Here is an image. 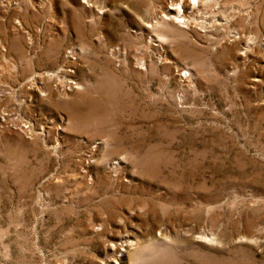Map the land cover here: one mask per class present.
<instances>
[{"label": "rangeland", "instance_id": "rangeland-1", "mask_svg": "<svg viewBox=\"0 0 264 264\" xmlns=\"http://www.w3.org/2000/svg\"><path fill=\"white\" fill-rule=\"evenodd\" d=\"M0 264H264V0H0Z\"/></svg>", "mask_w": 264, "mask_h": 264}, {"label": "bare ground", "instance_id": "bare-ground-1", "mask_svg": "<svg viewBox=\"0 0 264 264\" xmlns=\"http://www.w3.org/2000/svg\"><path fill=\"white\" fill-rule=\"evenodd\" d=\"M178 5V4H177ZM180 5V4H179ZM176 11H177V14L178 15H175V12L173 13L174 14V17H179L180 15H179V13L181 12L180 11V6L176 9ZM127 244V243H126ZM124 250V249H123Z\"/></svg>", "mask_w": 264, "mask_h": 264}]
</instances>
